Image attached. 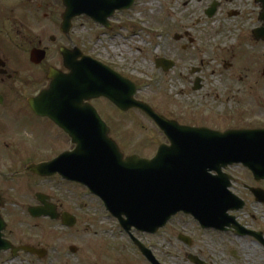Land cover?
I'll use <instances>...</instances> for the list:
<instances>
[{
	"label": "flooded vegetation",
	"instance_id": "obj_1",
	"mask_svg": "<svg viewBox=\"0 0 264 264\" xmlns=\"http://www.w3.org/2000/svg\"><path fill=\"white\" fill-rule=\"evenodd\" d=\"M181 2L185 7L182 18L175 23L162 24V35L169 43L165 55L154 61L165 74L179 68L181 63L188 73L181 72L182 81L176 82V90L164 92L163 102L151 98L146 87L135 82V100L151 105L155 112L182 126L208 127L221 132L264 130V0ZM64 11L62 0H0V245L12 247L0 251L3 262L19 260L32 264L34 260H43L24 250L26 246L48 250L39 231L45 228L42 224L56 222L72 231L79 223L73 209L80 186L74 178L78 143L53 119L38 114L33 107L36 97L51 84V69L63 74L70 72L65 67L62 51L72 57L75 65L98 60L80 41L75 18L70 28L64 30ZM162 60L173 66L165 70L163 63L159 65ZM211 62H216L218 67V81L208 79ZM102 63L121 77L129 78L111 62ZM85 103L97 109L110 128L111 137L127 132L128 113L138 111L152 120L141 109L126 110L107 97ZM72 113V125H78L79 119L74 120L79 114L74 109ZM212 120L234 123L214 125ZM163 143H169L167 138L152 157ZM42 165H46L44 172L34 171ZM224 173L230 183L228 191L235 197V207L227 212L229 222L219 229L205 227L191 214L179 212L154 233L132 230L129 234L119 225L121 232L135 243L133 237L144 234L153 237L170 228L173 234V238L169 234L170 243L174 244V239L181 243L179 256L183 255L184 262L191 264H219V257L214 262L219 249V238H214L215 235L223 240L229 234L232 245L245 243L241 248H245L248 259L247 250L254 249L248 243L264 251V228L254 226L258 220L251 209L253 204L264 206V171L257 177L245 164L234 163L228 165ZM47 183L52 192L42 187ZM52 214L57 217L53 218ZM109 218L114 217L109 213ZM187 218L188 221L183 220ZM65 222L74 225L68 226ZM182 223L183 230L178 231L177 226ZM191 225H194L192 231L188 227ZM205 236L210 238L206 239V247L201 241ZM147 247L160 264H168L167 260H160V250ZM210 248L214 252L209 256L207 249ZM239 249L229 251L237 262L241 258ZM168 255L164 254L166 258Z\"/></svg>",
	"mask_w": 264,
	"mask_h": 264
},
{
	"label": "water",
	"instance_id": "obj_2",
	"mask_svg": "<svg viewBox=\"0 0 264 264\" xmlns=\"http://www.w3.org/2000/svg\"><path fill=\"white\" fill-rule=\"evenodd\" d=\"M63 2L66 8L63 28L68 30L72 19L81 15L108 27L109 18L117 10L130 9L135 0ZM62 54L70 73L51 69V85L33 101V107L38 114L53 119L78 143L74 178L102 198L121 226L127 231L135 227L156 232L181 211L193 215L205 227L219 229L228 223L227 212L234 209L235 197L228 191L230 183L223 169L243 163L256 176L264 171V147L259 148L264 146V130L219 132L179 126L155 113L147 104L134 100L135 85L101 62L92 59L75 65L67 52ZM160 63L165 70L173 66L164 60ZM101 96L124 109L134 106L143 109L165 132L171 145L162 146L153 159L138 155L124 158L96 109L84 102ZM73 109L79 114V118L75 115L74 121L79 119V122L74 126ZM45 167L34 170L42 173ZM52 217L57 216L52 214ZM136 243L153 264H158L144 245ZM9 247L0 245V251ZM24 249L40 257L46 254L45 250Z\"/></svg>",
	"mask_w": 264,
	"mask_h": 264
},
{
	"label": "rangeland",
	"instance_id": "obj_3",
	"mask_svg": "<svg viewBox=\"0 0 264 264\" xmlns=\"http://www.w3.org/2000/svg\"><path fill=\"white\" fill-rule=\"evenodd\" d=\"M184 8L181 0H135L130 9L117 11L110 18L111 28H106L85 15L75 18V21L80 41L86 44L87 50L91 49L90 53L102 62H111L119 67L131 80L146 87L145 90L150 92L151 98L163 102L166 99L164 92L176 90V82L182 81L179 78L181 72L188 73L187 70H183L181 63L179 68L165 74L157 68L154 61L156 57L165 55V47L169 43L162 35L164 33L162 24L179 21ZM157 44L163 47L158 48ZM208 66V79L218 81L219 71L216 62H211ZM212 123L220 125L234 122L212 120ZM127 125L128 129L124 135L113 137L125 155L138 154L140 157L150 158L156 153L158 145L166 142V137L152 120L138 111L128 113ZM235 170L240 171L239 168ZM42 187L53 191L48 183ZM74 201L76 204L73 205V209L79 218L78 225L70 231L56 222L42 224L45 228L39 231L48 249V256L41 261L34 260L32 264H148L132 239L121 232L118 221L109 218L103 201L95 198L87 187L79 186V198ZM251 209L258 220L253 223L254 226L264 228V206L253 204ZM183 220L188 221V218ZM177 221L181 223V218ZM183 225L184 223L177 226V230H183ZM188 227L190 231L194 229V225ZM32 234H35V230ZM169 234L173 238L170 228H167L153 237L144 234L136 238L146 246L160 250V253L158 252L160 260H167L168 264H191L184 262L183 255L179 256L183 245L176 239L173 240L174 244H171ZM207 238V236L200 238L205 247ZM214 238H219L215 263L219 257V264H264L262 248L248 243L254 248L247 250V254L250 255L248 259L245 256V248H241L245 243L232 245L229 234H226L223 240H220V235H215ZM72 247L77 248L75 253L72 252ZM237 247L240 248L241 254L239 262L229 255L230 249ZM213 252L212 248L207 249V255L210 256ZM167 253L169 258L164 256ZM0 264L23 263L19 260L9 262L0 260Z\"/></svg>",
	"mask_w": 264,
	"mask_h": 264
}]
</instances>
